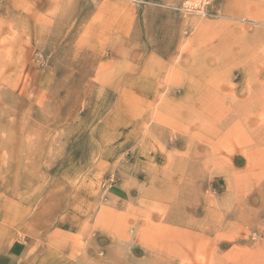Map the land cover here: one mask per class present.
<instances>
[{
    "label": "rangeland",
    "instance_id": "374dc122",
    "mask_svg": "<svg viewBox=\"0 0 264 264\" xmlns=\"http://www.w3.org/2000/svg\"><path fill=\"white\" fill-rule=\"evenodd\" d=\"M33 1L0 0V262L264 264V0Z\"/></svg>",
    "mask_w": 264,
    "mask_h": 264
},
{
    "label": "crops",
    "instance_id": "0c3cea01",
    "mask_svg": "<svg viewBox=\"0 0 264 264\" xmlns=\"http://www.w3.org/2000/svg\"><path fill=\"white\" fill-rule=\"evenodd\" d=\"M50 1L51 0H34L33 1V9H34V11L36 13L45 12L48 9ZM82 1H84V3L81 2V4H80L81 16H82L84 11L87 12V8L89 6L88 3H86L85 0H82ZM108 1H110V2H112L114 4L118 3L117 0H108ZM100 3H101L100 4V7H101L102 2H100ZM96 10L97 11L99 10V6L96 7ZM145 10H147V8ZM129 17H130V14H129ZM131 22H132V24H131L132 25V29H135V27H134V16H133ZM79 25H80V36H81V38L84 37V33L87 32V29L89 27L93 26V25H91V23H89L88 20H84L83 18L80 20V24ZM123 36H126V34L123 35ZM82 41L83 40H81V42ZM119 42L122 43V41H119ZM39 76H40V72L38 71V69L32 70V72L30 73V78L27 80V85H26L27 86V88H26V94L27 95H31V94H33L35 92L36 86L39 83V78H38ZM18 252L19 251H17V250L9 251L7 253V257L4 259V261L0 262V264H17Z\"/></svg>",
    "mask_w": 264,
    "mask_h": 264
},
{
    "label": "built area",
    "instance_id": "2783aa9c",
    "mask_svg": "<svg viewBox=\"0 0 264 264\" xmlns=\"http://www.w3.org/2000/svg\"><path fill=\"white\" fill-rule=\"evenodd\" d=\"M207 5H208V1L199 5H189L188 8L189 10L204 12V8H206Z\"/></svg>",
    "mask_w": 264,
    "mask_h": 264
},
{
    "label": "bare ground",
    "instance_id": "6f19581e",
    "mask_svg": "<svg viewBox=\"0 0 264 264\" xmlns=\"http://www.w3.org/2000/svg\"><path fill=\"white\" fill-rule=\"evenodd\" d=\"M208 0H199L197 3H195L194 5H199V4H203ZM192 5V4H191Z\"/></svg>",
    "mask_w": 264,
    "mask_h": 264
}]
</instances>
